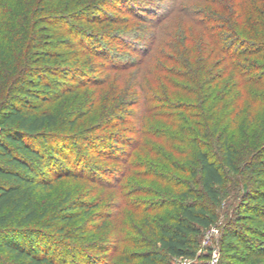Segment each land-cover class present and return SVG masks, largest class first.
<instances>
[{
  "label": "trees",
  "instance_id": "16d2710c",
  "mask_svg": "<svg viewBox=\"0 0 264 264\" xmlns=\"http://www.w3.org/2000/svg\"><path fill=\"white\" fill-rule=\"evenodd\" d=\"M123 1L137 4L27 0L7 28L0 21V264H66L58 249L69 244L89 264H208L212 251L200 252V238L219 226L215 208L230 183L240 188L220 225V264H264V0H181L190 8L173 30L166 17L130 18L128 7L102 13ZM120 26L139 28L142 46L150 41L122 63L94 45L115 39ZM111 71L120 72L113 81L120 97L99 115ZM84 90L90 98L73 108ZM150 101L176 109L182 132L174 138L180 158L163 172L133 161L135 141L117 156L101 142L104 131L127 123L129 109ZM90 116H97L91 126ZM140 130L138 136L150 131L146 123ZM117 135L108 140L125 143ZM90 153L100 164L124 165V175L143 166L140 176L161 179L163 190L133 185L115 200L89 199L100 182L86 168ZM78 180L89 188L82 197L73 184L56 191Z\"/></svg>",
  "mask_w": 264,
  "mask_h": 264
},
{
  "label": "rangeland",
  "instance_id": "374dc122",
  "mask_svg": "<svg viewBox=\"0 0 264 264\" xmlns=\"http://www.w3.org/2000/svg\"><path fill=\"white\" fill-rule=\"evenodd\" d=\"M136 1V2H135ZM135 5L132 1L128 2H121V3H111L109 5H106L104 7V11L102 13L107 14H117V11L120 8H127L131 9V13L127 12V15L130 18H133L132 15L139 14L140 17L146 18V22L143 23H149L154 18H163L166 17V27L170 25V29L173 30V28H176V26L183 23V16L182 13L183 7H187V9L190 8L187 3L190 1H187V3L183 1L177 0H134ZM130 3V4H128ZM27 4V0H0V21H2V28H7L9 24H11V17L15 14H20L21 11L25 9V6ZM122 10V9H120ZM149 12H152L151 15H149ZM142 23V24H143ZM141 23L139 25H142ZM5 25V26H4ZM150 29L151 26L147 25ZM140 27V26H139ZM173 27V28H171ZM122 32L115 34V39L113 40H100L99 43H94L97 45H100L101 47H104L111 51V54L109 55L110 60L115 61H121L124 62L125 60L131 61L132 58L130 56L138 57L140 52H143V50L148 46V40H146L145 46H142L141 42V36L139 28L134 27H126V26H120L119 27ZM125 28V29H124ZM141 29V28H140ZM168 29V30H170ZM180 35V34H179ZM179 35L176 34V39H178ZM182 36V34H181ZM145 41V40H144ZM135 47V51L132 50V48ZM161 50L164 48V46L159 47ZM116 53H118L117 56H114ZM142 56V55H141ZM116 57V58H115ZM108 58V57H107ZM150 61H147L146 63L150 65ZM146 64V66H147ZM90 72V71H89ZM119 71H111L109 73L110 75V83L106 85L102 90L103 92L100 94V101L97 105V113L100 115L103 114L102 109L105 107L109 102L112 104L115 102L117 98L120 97L119 91L115 93V84L113 81L118 77ZM91 76L96 73H89ZM98 74H106V71H102ZM125 76L127 75L124 74ZM121 90V89H120ZM85 91V90H84ZM124 92V87L121 90ZM91 93H89L87 90L81 94L77 98V100L74 98L72 101H77L75 103V106L73 108H79L80 103H85L87 97L90 98ZM117 104H119L117 102ZM73 110V109H72ZM130 113L125 114V120L126 124L119 126V128L115 129H109L104 131L102 136H106L105 138H102L101 142H107V144H110L112 151H114L113 156L117 155H124L128 152L132 151V148L128 146V142L135 141L136 145L138 146V149L135 152V156L133 157L134 162H140L141 164L143 162H148L150 166V169L152 170L155 168L158 171H165L162 169H167L166 167H163V165H166L167 167L170 164V160L172 159H178L180 158L176 153H174V148H178V145L174 142V138L177 137V135H181V130L177 127L178 125L174 123L176 120V115L178 111L174 108H169V106H165V104H161L150 101L147 103V105L139 104L131 109H129ZM94 115V114H93ZM92 116V115H91ZM89 117L87 121V125H92L93 121L95 122L94 117ZM143 123H146L148 126V129L150 130L149 133H141L138 136L136 129H141V126ZM164 129L167 136L165 135ZM141 131V130H140ZM125 135L124 141L125 143L121 144H114L112 141L108 140L110 135ZM117 135V136H118ZM138 136V137H137ZM105 140V141H104ZM95 153H90L88 155V159L85 160V165L88 170L90 167H92L95 171L98 172L100 179V182L98 186L95 189H92V194L90 196L88 195L89 199L96 200V198H99L100 196H106L108 199L115 200V197H118L122 193H129L131 188H133V185L140 186L142 188H151V189H161L164 185L163 182H161L159 178L154 177L151 179H147L146 177L140 176V173L145 170L143 166L140 167H130L129 171L126 175L124 165L120 166L119 168L115 166V163L112 165H103L107 158H104L101 161V164L98 163V157ZM78 155L73 156V161L75 162L78 158ZM169 160V161H168ZM97 166H106V171L108 173L102 175L101 171L97 169ZM108 166V167H107ZM74 185L73 189L76 191V194L78 197H82V192L85 190L88 192L89 188H87V182L78 180L75 183H62L58 185L56 188V191H60L59 194H64L65 189L68 188L70 185ZM130 186L127 189H123V187ZM113 186V187H112ZM239 188L240 186H237L233 183H230L225 191V197L223 199L222 205L216 207L215 209L220 214V223L217 229V234L212 240V242L209 244V247L212 248V246L219 248L221 246V224L224 223L228 217L233 212V206L236 204L238 196H239ZM163 190V189H161ZM130 194L129 197L138 199L142 198L141 195H133ZM114 198V199H113ZM133 200V199H132ZM115 204L118 203V201H114ZM127 215V214H126ZM92 219V218H88ZM97 223H93V225H97ZM100 234H105L103 232H99ZM205 236V235H204ZM204 236L200 238V241L203 242ZM97 237V235L95 236ZM78 243H83L88 245L86 242L81 241ZM75 246L72 245H66L63 249H58V255L59 258L63 260L64 256H67L66 264H89V259L83 255V253L80 250H76ZM120 256L115 254L114 259H116L117 262H120ZM13 262V261H12ZM197 262V261H195ZM17 264V263H12Z\"/></svg>",
  "mask_w": 264,
  "mask_h": 264
},
{
  "label": "built area",
  "instance_id": "2783aa9c",
  "mask_svg": "<svg viewBox=\"0 0 264 264\" xmlns=\"http://www.w3.org/2000/svg\"><path fill=\"white\" fill-rule=\"evenodd\" d=\"M217 229H218L217 226H213L209 230L206 231L200 252L203 249L209 247V244L212 242V240L217 234ZM211 251L212 253H211V257L209 259L208 264H220L221 256H220L219 248L212 246ZM177 262L179 264H193L194 260L190 258H181V259H178Z\"/></svg>",
  "mask_w": 264,
  "mask_h": 264
}]
</instances>
